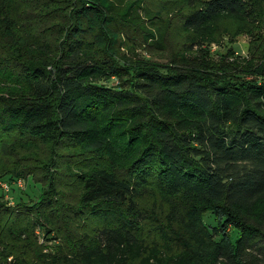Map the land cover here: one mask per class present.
<instances>
[{
  "label": "trees",
  "instance_id": "1",
  "mask_svg": "<svg viewBox=\"0 0 264 264\" xmlns=\"http://www.w3.org/2000/svg\"><path fill=\"white\" fill-rule=\"evenodd\" d=\"M98 1L0 0V144L26 154L9 171L16 178L0 182L12 191L19 177L38 184L26 167L72 153L82 206L114 216L54 264H163L139 233L149 217L138 200L150 194L213 263L264 264V49L242 66L252 72L223 56L201 67L130 65L120 52L145 45L141 30L133 34L143 22L130 19L132 4L113 14L111 0ZM220 14L256 21L248 0H205L181 27ZM40 206L33 228L46 221L53 241L61 221L52 219L73 208Z\"/></svg>",
  "mask_w": 264,
  "mask_h": 264
},
{
  "label": "rangeland",
  "instance_id": "2",
  "mask_svg": "<svg viewBox=\"0 0 264 264\" xmlns=\"http://www.w3.org/2000/svg\"><path fill=\"white\" fill-rule=\"evenodd\" d=\"M204 1L149 0L145 11L144 0L139 3L134 0H111L113 14H120L121 8L132 4L128 10L130 19L134 20L136 16L143 22L133 24V34L134 38H138L141 30L145 45L130 53L122 50L120 54H123L127 62L130 61V65L141 63L168 66L173 62H186L201 67L205 60L219 63V56L228 58L230 64L237 67H250L257 63L254 58L260 56L264 49V0H248L256 11L255 22L258 23L241 16L220 14L198 30L183 29V17ZM105 6L109 7L108 4ZM142 41L140 40V44ZM237 70L252 72L256 69L242 67ZM31 154H39V151ZM69 155L71 157L53 160L50 167L36 168L32 164L26 167L30 172L35 171L34 178L40 182L38 184L34 183L32 177L25 179L23 176L19 177L22 182L17 181L13 191L11 188L8 191L0 189V264H16L15 259L18 264H54L55 260L60 261L62 257L68 256L74 245L88 242L94 228L114 220V216L106 208L96 215L86 212L80 203L82 181L75 170L74 163L77 161L72 153ZM15 157L19 160L25 158L26 154L12 151L7 145L0 144V180H7L12 176L16 178V174L9 172L16 162ZM54 164L59 165L54 168ZM45 173L48 177L41 180L40 177ZM43 199L60 202L63 206L67 205L68 209L73 208V211L64 213L65 218L52 219L53 223L61 221L58 230L54 227L53 241L46 240L42 234L46 226H49L46 221L39 223L44 228H33L38 220L33 214L41 208L40 202ZM138 206L149 217L139 227V233L163 264H173L171 259L178 258L184 259V262L176 264H221L210 261L208 252L197 248L186 229L167 224L166 208L156 194L139 199ZM64 210L67 209L63 208L62 211ZM204 223L215 224L209 215H205ZM252 253L257 256L255 251ZM5 258L6 263L3 261ZM255 264L261 262L257 261Z\"/></svg>",
  "mask_w": 264,
  "mask_h": 264
},
{
  "label": "built area",
  "instance_id": "3",
  "mask_svg": "<svg viewBox=\"0 0 264 264\" xmlns=\"http://www.w3.org/2000/svg\"><path fill=\"white\" fill-rule=\"evenodd\" d=\"M0 189H2L3 191H8L9 190V186L7 184H5V183H0Z\"/></svg>",
  "mask_w": 264,
  "mask_h": 264
}]
</instances>
